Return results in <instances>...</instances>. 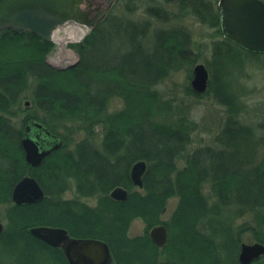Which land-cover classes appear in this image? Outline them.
I'll return each instance as SVG.
<instances>
[{"label":"trees","instance_id":"16d2710c","mask_svg":"<svg viewBox=\"0 0 264 264\" xmlns=\"http://www.w3.org/2000/svg\"><path fill=\"white\" fill-rule=\"evenodd\" d=\"M179 1L188 3L193 17L221 35L212 44L211 64L237 57L235 52L260 54L222 36L217 2ZM159 10L152 14L161 21L177 17L166 20ZM148 32L146 24L108 15L73 45L77 63L56 69L46 61L53 42L29 31H0V207L6 205L0 264H68L60 248L30 234L28 228L38 225L60 226L72 236L105 241L112 264H162L161 250L168 253L165 264H241L243 232L254 231L264 243V112L251 122L240 92L227 93L225 83L214 92L226 109L213 137L215 145L191 150L195 123L157 89L172 73L190 71L195 60L191 35L173 25ZM15 37L26 41L22 48L10 44ZM209 87L210 83L207 91ZM187 92L202 95L191 85ZM115 97L123 106L109 112ZM25 98L42 115L29 112L16 126L12 118ZM34 118L53 133L63 130L62 146L36 167L25 161L20 142L24 124ZM75 121L81 123L84 136L73 143L75 127L68 123ZM137 160L147 164L141 189L134 188L129 176ZM24 175L33 176L45 196L16 205L11 191ZM206 185L208 194L203 191ZM116 186L128 190L124 201L110 197ZM67 191L73 197L64 198ZM84 198L97 203L90 206ZM172 198V214L162 221ZM136 218L146 228L131 236L128 230ZM238 220L242 221L237 224ZM162 222L169 239L160 249L147 230ZM250 264H264V255Z\"/></svg>","mask_w":264,"mask_h":264},{"label":"water","instance_id":"95a60500","mask_svg":"<svg viewBox=\"0 0 264 264\" xmlns=\"http://www.w3.org/2000/svg\"><path fill=\"white\" fill-rule=\"evenodd\" d=\"M83 1L0 0V30L11 29L20 33L29 31L46 41H52L55 31L69 21L85 25L90 31L92 26L84 19L85 14L80 6ZM111 1L109 0V3ZM217 7L222 36L248 52L264 54V1L218 0ZM77 61L65 67L72 66ZM191 75L190 85L193 91L198 94L205 93L209 83L206 65L195 64ZM20 142L25 161L32 167L39 166L48 155L62 146L61 137L50 131L43 122L35 119L25 124ZM146 169L147 164L144 160H137L132 164L129 176L133 186L139 189L143 187V175ZM109 195L114 200L124 201L128 196V190L116 186ZM44 196L42 187L31 175L23 176L14 184L11 191V200L16 205L35 203ZM3 230L4 225L0 221V234ZM29 232L47 245L60 248L68 264H112L113 262L108 244L101 239L72 236L66 228L60 226L38 225L29 228ZM148 236L157 248L165 247L169 239L167 226L159 223L150 227ZM262 255H264L262 242L241 243L238 261L241 264H249Z\"/></svg>","mask_w":264,"mask_h":264},{"label":"rangeland","instance_id":"374dc122","mask_svg":"<svg viewBox=\"0 0 264 264\" xmlns=\"http://www.w3.org/2000/svg\"><path fill=\"white\" fill-rule=\"evenodd\" d=\"M213 1H215V3L218 2V0ZM155 8H160L159 14H165L167 17L166 20H171L173 14H176L177 17L172 21H161L152 14ZM181 12L185 15H183L184 17L182 18H180ZM108 15L113 18L130 19L137 21L139 24H146L149 31L148 34L155 30L170 28L171 25L183 27L190 33L192 48L195 55V60L190 66V71L183 68L172 73L157 86V89L163 98L172 100L173 105L182 109L189 119L195 123L196 128L191 135V150L199 146L215 145L213 137L221 128L226 115V109L217 101L214 92L215 89L217 92L220 88L223 89L225 83V90L227 93L230 91L240 92V99L249 109L248 114L250 115L249 118L251 122L258 121L259 118L262 117L261 113L264 112V54L250 55L249 53L235 52L234 55L238 54V58H227L222 64H217L216 62L211 64L213 60L211 53L212 44L222 37L215 27H211L193 17V15L190 14L188 3L182 4L180 1L172 2L167 0H115ZM168 17L170 18L168 19ZM64 30L66 31V29L61 28L55 32L52 40L54 44L53 49L46 56V61L55 67H65L73 64L79 59L73 45L82 41L87 34V32L84 31L82 36H79L77 33L76 35H68V32L65 33ZM57 35L63 36V41H60ZM11 40H14L15 43L10 44H13V46L17 48H22L21 45L26 43V41L20 37H15ZM241 62L242 65H240ZM197 63L205 64L209 72L210 87L209 90L201 96H194L187 92L190 87L192 68ZM214 75L215 82L213 81ZM26 95H28V93H26ZM21 103L22 106L20 111H16L12 118L16 126L21 124V120L24 119L29 112L32 114L36 113L37 117L42 115L39 114L38 111L31 109L29 99L25 98ZM122 106V100L115 97L110 100L107 109L109 112H113L120 110ZM34 119L41 121L40 118ZM68 125L75 127L76 133L72 136L73 143L84 136L81 123L75 121L70 122V124L68 123ZM58 132L62 133L63 130L60 129ZM59 133L57 135H60ZM178 165H182L181 160H179ZM134 188L138 189L135 186ZM203 191L208 194L207 185L204 186ZM63 197L71 198L73 196L71 192L67 191L63 194ZM81 200L90 206H94L97 203V200L94 198H84ZM175 204V198L168 201L166 210L160 217L162 221H167L169 219ZM5 209V204L0 207V221L3 223L4 227L6 226ZM240 221L242 220H238L236 223L238 224ZM31 227L33 226L29 228ZM145 228V223L141 219L136 218L132 221L128 234L131 236L141 235L144 233ZM240 241L241 243L248 244L260 242L255 238L254 231L243 232ZM167 257L168 253L161 250L159 259L162 264H165L164 261Z\"/></svg>","mask_w":264,"mask_h":264},{"label":"flooded vegetation","instance_id":"af4514ba","mask_svg":"<svg viewBox=\"0 0 264 264\" xmlns=\"http://www.w3.org/2000/svg\"><path fill=\"white\" fill-rule=\"evenodd\" d=\"M114 2H115V0H112L111 3H109V0H84L83 3L80 5L81 10L85 14L84 19L88 22V24H90L92 26V30L89 31L85 25H79L76 23L74 25L81 27L82 29H84V31L87 32V34H89L90 32L94 31L99 26V24L107 18L109 11H110ZM103 11H105L103 13V15L101 17H99L98 19H96V17L99 16L100 13ZM72 24H73V22H68L65 25H63L61 28H65L66 26H70ZM4 30H8V29H4Z\"/></svg>","mask_w":264,"mask_h":264},{"label":"bare ground","instance_id":"6f19581e","mask_svg":"<svg viewBox=\"0 0 264 264\" xmlns=\"http://www.w3.org/2000/svg\"><path fill=\"white\" fill-rule=\"evenodd\" d=\"M64 29H66V31L64 30V32H68V35H76V33L79 36H82L84 34V30L81 27H78L74 24L70 25V26H66ZM57 34V33H56ZM57 37L59 38L60 41H63V36L61 35H57Z\"/></svg>","mask_w":264,"mask_h":264}]
</instances>
